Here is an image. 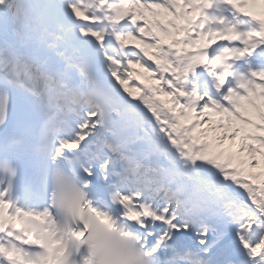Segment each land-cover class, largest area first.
I'll return each mask as SVG.
<instances>
[{"label":"snow or ice","instance_id":"1","mask_svg":"<svg viewBox=\"0 0 264 264\" xmlns=\"http://www.w3.org/2000/svg\"><path fill=\"white\" fill-rule=\"evenodd\" d=\"M0 264H264V0H0Z\"/></svg>","mask_w":264,"mask_h":264}]
</instances>
